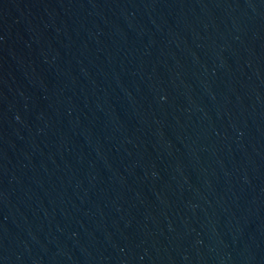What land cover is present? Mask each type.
Returning a JSON list of instances; mask_svg holds the SVG:
<instances>
[{"label":"water","instance_id":"obj_1","mask_svg":"<svg viewBox=\"0 0 264 264\" xmlns=\"http://www.w3.org/2000/svg\"><path fill=\"white\" fill-rule=\"evenodd\" d=\"M0 264H264V0H0Z\"/></svg>","mask_w":264,"mask_h":264}]
</instances>
